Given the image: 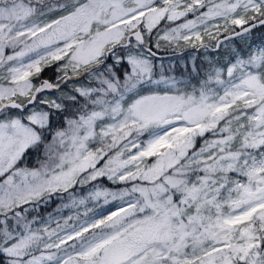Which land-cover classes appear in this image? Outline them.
<instances>
[{
	"label": "snow or ice",
	"instance_id": "1",
	"mask_svg": "<svg viewBox=\"0 0 264 264\" xmlns=\"http://www.w3.org/2000/svg\"><path fill=\"white\" fill-rule=\"evenodd\" d=\"M217 20L232 28L229 45L246 47H230L223 68L210 63L198 87L155 78L153 46L207 49V34L220 48ZM258 27L264 0H0V264H264ZM60 61L55 79L33 82ZM32 154L38 167L27 166ZM101 177L142 183L69 192ZM61 192L63 208L131 199L78 224L31 216Z\"/></svg>",
	"mask_w": 264,
	"mask_h": 264
},
{
	"label": "rangeland",
	"instance_id": "2",
	"mask_svg": "<svg viewBox=\"0 0 264 264\" xmlns=\"http://www.w3.org/2000/svg\"><path fill=\"white\" fill-rule=\"evenodd\" d=\"M194 16L192 14H189V16L187 17V19H193ZM184 22L183 20L180 21H176V22H164L161 21V24L157 26V29H153V33L155 34L157 32L158 29H166L169 27H175L177 24ZM213 23H220L221 24V29L223 30V22L222 21H211L210 24ZM211 31L213 33H215L217 30L216 29H211ZM160 35H163V32H160ZM204 36H208L207 34H204ZM153 38H155V35L153 36ZM252 39L255 40L254 36L252 35ZM256 43L258 44L259 41L255 40ZM241 44L242 41L240 40ZM240 42H236V41H232L231 45H229V42L224 43L221 47L223 50L225 51V55L224 58H220L218 59V57H214V58H210L207 55H204V58H206V60L208 61V63L214 67H220L223 68L230 60L233 59L231 53H230V47L234 48V49H239V47H246L243 44L241 45ZM196 45L199 44V42H195ZM211 44L213 47L215 46V43L213 41H208L205 42ZM163 47H167L165 44H160V47L158 48L159 50H163ZM203 48V47H200ZM204 51V49H203ZM226 53H228L226 55ZM6 54H9V50H6ZM198 55L199 53H196V50L191 51L188 54V57L185 58L183 56H180V58L178 59V61L175 62V60L173 58H169L165 61H161L158 60L156 62L153 61L155 67H154V74L155 78H159V74H163L165 76H174L176 77L178 80H191V81H196V80H202L204 79V75L203 73L200 76H196V80L192 79V76L189 74V76H182V75H176L174 72V69H176V65H180L182 67L185 68V66H189L190 68L193 67L196 61V59H198ZM188 61V63H187ZM63 63L62 61H60V64ZM203 70H205V68H202ZM194 75H196L195 73H193ZM38 77H33V82L35 83V80H37ZM226 78V76H225ZM189 82V81H188ZM89 83L88 79H85L81 84H85L87 85ZM192 85V84H191ZM195 86H199L198 84H194ZM92 86H97L96 84H93ZM213 87H217L216 85H212ZM162 87V86H161ZM188 91L191 90V88L187 89ZM16 111V110H13ZM211 135V134H210ZM141 141L145 140L146 137L145 136H141L140 137ZM202 139L203 138H198L197 141L202 143ZM133 151H135V149H133ZM35 161L36 162L34 164H30L29 162L31 161ZM154 160V158H146V162L147 163H152ZM27 166L28 167H38L39 166V161L36 159V155L32 154L30 155L29 159L27 160ZM143 166V165H142ZM133 183H142L140 181H129V182H115V181H111L108 180L106 177H101L98 178L96 181H92L89 184L80 186L77 185L75 188H71L69 189V192L74 193L75 197L77 199L82 198V197H86L88 196L89 192L91 191H95V190H107L109 192H122L124 189H130L132 187ZM85 187V188H83ZM131 199V197H125L124 200H120V199H112L111 196L108 197V203H105L104 201V197L101 196L99 199H89L88 202L85 205H78L76 207H69V208H63L61 207L63 204H70L71 200L69 198L68 193H56L53 194L51 197L50 202L48 203H44L43 201H41L37 206H36V210L31 212V216H35L38 219L42 218L44 220H46L49 216V214H51L55 219H59L60 223L64 222V219H66L69 216H79V220L73 219L71 221H69L70 224H78L79 222H82L85 219H89L92 217H96V218H100L101 216H106L109 215L111 212L113 211H117L121 206H125L126 202ZM44 206V207H42ZM23 207L27 208L29 207L28 205H24ZM19 210V209H18ZM87 211V216L84 215L85 211ZM37 227H39L40 225H36ZM51 227H56L55 223H52L50 225ZM69 243H73V241H69Z\"/></svg>",
	"mask_w": 264,
	"mask_h": 264
},
{
	"label": "trees",
	"instance_id": "3",
	"mask_svg": "<svg viewBox=\"0 0 264 264\" xmlns=\"http://www.w3.org/2000/svg\"><path fill=\"white\" fill-rule=\"evenodd\" d=\"M238 29L239 28H236V30H238ZM231 32H232V28L229 29L228 33H225V32H223L222 29H220V34L218 36V39L221 36L229 34ZM262 34H264V27H259V28L255 29V30H253V33H252V35L254 36L255 40H258V41L260 40V37H261ZM153 40L155 41V38H153ZM208 41L209 42L213 41L214 43L216 42L215 40L210 39L209 36H204V43L208 42ZM232 41L240 42V40L238 38H235ZM227 42L228 41H225L224 43H227ZM160 44H165L167 47H163L164 48L163 50H159L158 48L153 46V50H155L156 52L161 53V54H167V56H164V57H156V56H154L152 58L154 62H156L158 60L165 61V60H167L169 58H173L175 60V62H176V61H178L180 56H183V57L187 58L188 54L191 51L196 50V53H199V55H198V59H196V61H195V63H196L195 65L200 67L201 74L204 72V70L202 68H206L209 65V63L206 60V58H204V55H207L210 58L218 57V59H219V57L220 58H224V55H225L224 53L226 51V50H223L222 47H220V49L216 50V51L215 50H210L209 48H207V49L200 48L199 44H197L196 47H193L190 44H187V43H185L183 41H181L179 43V45H177L175 43H168L166 41L161 40ZM240 44H241V42H240ZM242 44H243V42H242ZM241 48L242 47H239V49H241ZM203 49H204V51H203ZM227 54L228 53H226V55ZM187 63H188V61H187ZM59 64H60V62H56L55 64H52V65H50L48 67H45L44 71L41 72L40 76L37 78V80H35V83H38L39 80H43V79H55V77L57 75V69H58ZM190 69L191 68L189 66H185V68H184V67H182L180 65H176V69H174V72H175L176 75L189 76ZM191 76H192L193 80H196V79H194V78H196V75H194L192 73ZM85 79H87V78H83V77L80 78L79 84H81ZM188 81H189V84H192V85L197 84V80L196 81L188 80ZM71 84H72V82H70L69 87H71ZM77 86H79V85H77ZM206 137L210 138L211 137L210 133H207ZM202 144H203V139H202V143L197 141V147L201 146ZM35 162H36V160L35 161L33 160V161L29 162V163L30 164H34ZM83 188H85V187H83ZM42 207H44V206H42Z\"/></svg>",
	"mask_w": 264,
	"mask_h": 264
},
{
	"label": "water",
	"instance_id": "4",
	"mask_svg": "<svg viewBox=\"0 0 264 264\" xmlns=\"http://www.w3.org/2000/svg\"><path fill=\"white\" fill-rule=\"evenodd\" d=\"M259 28V27H258ZM237 31H239V29L237 30ZM230 34V33H229ZM229 34H226V35H223V36H221L220 38H219V40H221V41H226V40H224V37L225 36H227V35H229ZM134 39V38H133ZM206 44H208L209 45V49L210 50H219L220 48H216L215 46L213 47L211 44H209V43H206ZM153 52L155 53V56L156 57H164V56H167V54H161V53H158V52H156L155 50H153ZM75 79V78H74Z\"/></svg>",
	"mask_w": 264,
	"mask_h": 264
}]
</instances>
